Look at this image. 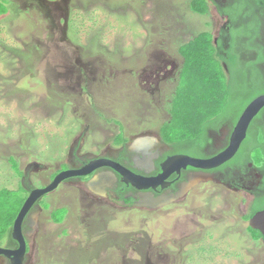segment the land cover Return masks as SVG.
<instances>
[{"label": "rangeland", "instance_id": "obj_1", "mask_svg": "<svg viewBox=\"0 0 264 264\" xmlns=\"http://www.w3.org/2000/svg\"><path fill=\"white\" fill-rule=\"evenodd\" d=\"M6 1L8 12L0 16V229L13 227L27 197L12 160L21 173L38 164L41 170L29 178L40 188L86 126L88 144L109 142L122 130L130 140L157 131L171 119L176 93L195 89L193 69L181 74L180 47L223 25L212 8L205 17L193 13L191 0ZM212 186L152 212L98 207L72 185H60L43 199L50 208L30 238V264H264V245L238 215L251 198L241 205L243 192ZM63 206L69 214L54 224L50 213Z\"/></svg>", "mask_w": 264, "mask_h": 264}, {"label": "flooded vegetation", "instance_id": "obj_2", "mask_svg": "<svg viewBox=\"0 0 264 264\" xmlns=\"http://www.w3.org/2000/svg\"><path fill=\"white\" fill-rule=\"evenodd\" d=\"M48 1L57 2V0ZM194 1H190V8L193 13L205 17L210 14L212 8L223 21L222 27L216 34H213L209 29L202 32L212 34L214 46L220 57L222 56L226 59L230 52H236L239 55V59L243 61L234 68L235 72L230 74L227 72L226 64L221 60L228 77L233 82L241 81L244 78L247 88L264 85V62H256L260 53L264 54V0H198L206 2L208 6L207 14H200L193 10L192 3ZM205 25L209 27L211 23L208 21ZM241 71L245 72L243 75L245 77L240 74ZM227 116L225 115L218 122L217 127L208 129L206 140H202L200 143L190 142L186 144H171L167 142L162 136L161 127L157 131L149 129L147 132H141L132 140L127 138L122 130L109 142L88 144L86 137L89 127L86 126L84 131L78 134L69 144L66 162L62 163L56 173L51 176L50 183L57 174L63 171H80L91 167L98 161H103V165L95 168L90 174L74 175L65 179L60 185H72L73 190L79 196L84 197L82 199L95 204V206L98 205V207H117L123 210L146 209L152 212L184 202L196 188L205 187L210 189L211 187L208 188V186L213 185L212 190L215 189V191L222 187L234 195L243 192L244 195L240 201L241 205L248 202L247 198H251L249 209L238 213L240 219L247 222L249 219L246 220L244 217L250 213L256 200L264 196V164L260 168L253 161L246 160L243 154H240L246 138L235 156L220 166L210 169L190 166L181 168L179 172L175 170L166 178L155 181L152 187L144 189H138L132 184L125 183L123 176L114 167H122L124 170L143 178L155 179L162 174V164L169 158L189 156L198 160L210 159L229 145L235 124ZM254 119H258L261 126L264 125V108ZM120 134H122V137L118 138ZM140 137H149L155 140L137 147L135 150L131 149L133 142ZM39 170H41L40 166L33 163L27 167L24 173H21L23 176L21 183L27 192V197L31 191L36 189V187L32 186L29 173ZM202 174L210 175L212 178L208 181H200L187 188L190 181ZM97 175L101 176L100 180L91 189L87 183ZM26 181L28 182L27 186L24 184ZM53 192L55 190L50 193ZM50 193L39 198L23 222L22 230L27 241V256L24 264H30V238L41 228L43 212L50 208V204L43 200L49 197ZM179 194L180 196H178ZM171 197H176V199L164 206H152V200L154 199ZM237 207L240 206L237 205ZM231 209L237 210L233 203L231 204ZM55 210H64L66 215L62 222L57 223L52 220V211L49 216L50 221L52 220L57 225L62 224L69 214V208L63 206ZM247 231L252 237L248 226ZM0 247L14 250L18 247V244L13 239H7L3 244H0ZM9 263L8 259L4 260L0 257V264Z\"/></svg>", "mask_w": 264, "mask_h": 264}, {"label": "trees", "instance_id": "obj_3", "mask_svg": "<svg viewBox=\"0 0 264 264\" xmlns=\"http://www.w3.org/2000/svg\"><path fill=\"white\" fill-rule=\"evenodd\" d=\"M7 6L6 0H0V16L8 12ZM192 7L193 10L200 14H207L208 12V6L205 1L195 0L192 3ZM179 52L184 58L181 74L188 71L189 68L193 69L195 76L192 79L195 89H191L188 92L179 91V94L176 93L174 101L172 100L170 105L171 119L161 127L163 138L171 144L200 143L202 140H206L208 129L217 127L218 122L225 115H228L227 117H230L231 121L236 124L245 107L254 98L264 93V85L247 88L244 78L241 80L242 82H233L228 77V73L233 74L235 72L234 68L243 61L239 59V55L236 52H230L226 59L222 56L220 57L214 46L213 36L208 32L200 33L192 38L180 47ZM221 60L226 64L228 73L224 72L225 69H223L224 65ZM256 62H264L263 53H260ZM244 73V71L240 72L242 76ZM183 95L184 98L182 99ZM227 97L229 102L225 104L222 110H212L216 103L224 101ZM200 101L205 104L200 106L197 103ZM254 153L262 154L260 160L257 156H254ZM240 154H243L246 160L253 161L260 168L263 167L264 125L261 126L258 119H254L251 123ZM12 164L17 173L21 175L18 164L14 160H12ZM24 200L26 199L21 202L19 211L25 202ZM262 209H264V196L256 200L252 210L244 219H250ZM61 213L62 216L60 217ZM16 215L17 213L13 220H15ZM51 215L53 221L60 223L64 219L66 212L64 210H55ZM248 230L254 240H261L262 235L259 231L253 230L249 226ZM11 231L12 226L0 229V244H3L6 239H12Z\"/></svg>", "mask_w": 264, "mask_h": 264}, {"label": "water", "instance_id": "obj_4", "mask_svg": "<svg viewBox=\"0 0 264 264\" xmlns=\"http://www.w3.org/2000/svg\"><path fill=\"white\" fill-rule=\"evenodd\" d=\"M263 108H264V94H261L256 98H254L241 113L233 129V132L230 137V142L227 148H225L219 154H217L216 156L210 159L198 160L191 158L189 156H175L169 158L167 161H165L162 164V171H163L162 174L155 179L143 178L124 170L122 167H118V166H114V167L116 171L120 173L121 176H123V181L125 183L132 184L134 187L138 189L152 187L155 181L164 179L173 171L176 170L177 172H179L181 168H187L188 166L194 168H203V169L218 167L235 156V154L238 152L239 148L241 147V144L247 137L250 124L252 123L254 118L261 112ZM154 140H155L154 138H149V137L137 138L133 142L131 149L135 150L137 147H140L147 143H151V141ZM103 163H104L103 161H98L94 163L91 167L84 168L80 171H73V170L63 171L57 174L48 186L43 188H36L33 191H31L29 196L26 198L25 202L23 203L14 221L11 231V237L13 240L17 242L18 247L14 250H10L5 247H0V257L4 260L8 259L10 261L9 264H24L27 256V241L23 233L22 226L26 216L28 215L33 205L39 200V198H41L45 194L56 190L58 186L65 179L72 177L74 175L90 174L95 168L99 167L100 165H103ZM100 177H101L100 175L99 176L97 175L93 179H91L87 183L88 187L92 189V187L99 182ZM211 178L212 177L210 175H206V174L196 176L192 181H190L187 188L199 183L200 181H208ZM178 196H180V194ZM174 199H176V197L154 199L152 200L153 202L152 206L153 207L164 206L169 202L173 201ZM247 222H248V226L251 229L257 230L261 233L262 235L261 242L264 245V209L256 212Z\"/></svg>", "mask_w": 264, "mask_h": 264}]
</instances>
